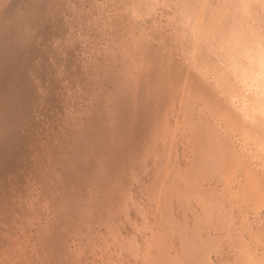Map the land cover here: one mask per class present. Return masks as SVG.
<instances>
[{
  "label": "bare ground",
  "instance_id": "1",
  "mask_svg": "<svg viewBox=\"0 0 264 264\" xmlns=\"http://www.w3.org/2000/svg\"><path fill=\"white\" fill-rule=\"evenodd\" d=\"M261 208L264 0H0V264H264Z\"/></svg>",
  "mask_w": 264,
  "mask_h": 264
},
{
  "label": "rangeland",
  "instance_id": "2",
  "mask_svg": "<svg viewBox=\"0 0 264 264\" xmlns=\"http://www.w3.org/2000/svg\"><path fill=\"white\" fill-rule=\"evenodd\" d=\"M49 13V12H48ZM48 13H44L43 14V16H46V17H48V19H47V21H46V23L47 22H50V23H48L49 24V26H48V28H47V31L48 30H50V31H48V32H52V27L51 26H53L52 25V22H51V19H52V11L50 12V14H51V16L48 14ZM67 13V12H66ZM59 15H63V14H59ZM62 17V16H61ZM61 17H58L59 18V20L61 21L62 20V18ZM50 20V21H49ZM62 23V22H61ZM65 23V22H64ZM74 28V30L75 31H77V27L76 26H74L73 27ZM67 30V29H66ZM48 32H46L47 34H48ZM45 40H47V41H45ZM49 41V42H48ZM39 42V43H38ZM38 44L36 45V47H38V48H36V47H34L33 49H32V53H31V55H30V64H32V65H34V64H37L38 63V65L39 66H37V68H38V70H39V72L40 73H42L43 74V77H45L46 79H48L47 77H52V75H55L56 74V71L57 70H59V67H58V64H57V66H56V63L52 60V56L54 55V54H51L52 53V51L50 52V49L51 50H53V48H54V40H53V38H52V41H51V39H39L38 38ZM46 44H45V43ZM51 43V44H50ZM45 44V45H44ZM53 45V46H52ZM47 46V47H46ZM51 47H53V48H51ZM47 48H49V49H47ZM41 49V50H40ZM46 49V50H45ZM36 53H35V52ZM43 51H44V55H43ZM49 51V52H48ZM42 52V53H41ZM55 53L56 52H58V50L56 49L55 51H54ZM35 54V55H34ZM40 54H42V55H40ZM49 54H51V55H49ZM35 57V58H34ZM44 57V58H43ZM43 58V59H42ZM46 62V63H45ZM44 66V67H43ZM47 68V69H46ZM56 68V69H55ZM45 69V70H44ZM54 69V70H53ZM47 70V71H46ZM42 71V72H41ZM38 72V73H39ZM56 76V75H55ZM52 81V80H51ZM61 83V84H60ZM63 84H65L64 83V81H60L58 84H57V87L55 88V91L56 92H58V94H60L62 91H63ZM38 89V87L36 88V90ZM179 211H180V209H179ZM252 213V214H251ZM264 208H261V210H260V213L259 214H255L253 211H251V209H250V213H249V217H250V219H251V221H252V219L254 220V218L256 219V221H255V223L256 224H254V226H257L258 227V229H263L264 228ZM236 214H238V213H236ZM138 224H131V223H129V224H127L128 222L126 221V224H119V233L121 234V235H124V234H127L128 236H131V235H134L135 234V236H137V237H139V241L141 240L140 238L145 234V233H148L149 232V227L151 226V224H140V222H142V219H141V217H138ZM123 225V226H122ZM148 226V227H147ZM141 232V233H140ZM138 233V234H137ZM261 251V249L259 248L258 249V252H260ZM213 256V257H212ZM218 256V255H217ZM216 256V254L215 253H211L210 254V258H211V260H212V262H214L215 264H227L226 262H228L229 263V261H230V263L229 264H232V261H233V255H225L224 257H222V259L221 258H219L218 259V257ZM227 258V259H226ZM130 259L132 260V257H130ZM223 261H225V262H223ZM218 262V263H217ZM220 262V263H219Z\"/></svg>",
  "mask_w": 264,
  "mask_h": 264
}]
</instances>
